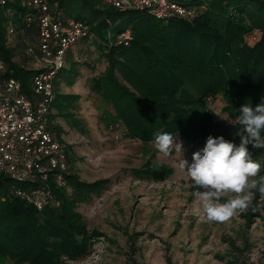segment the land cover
<instances>
[{
    "label": "trees",
    "instance_id": "1",
    "mask_svg": "<svg viewBox=\"0 0 264 264\" xmlns=\"http://www.w3.org/2000/svg\"><path fill=\"white\" fill-rule=\"evenodd\" d=\"M47 1L64 18L87 22L92 37L75 45L81 54L93 45L107 63L102 73L90 78V87L114 113L115 129L121 124L126 137L146 143L167 132L180 134L191 145L199 140L206 142L211 136L239 146L242 138L238 133L246 135L243 126L217 118L207 104L220 97L224 102L221 112L235 116L245 103L257 106L264 101V0H173L199 8V15L192 20L168 21L144 12L120 11L103 0ZM6 6L17 18L7 22L0 14L3 77L18 80L22 90L31 96L29 79L35 64L27 47L36 46L38 27L36 21L27 24L29 12L22 0H9ZM122 14L125 18L120 19ZM120 23L123 28L118 29ZM8 26L14 29L11 35L7 33ZM126 29H130L132 37L127 45L108 38V33L116 37ZM98 33L103 38H98ZM68 53L54 80V90L59 83V94L55 92L50 108L59 98V110L54 115L67 118L75 126L79 123L72 109L78 95L60 91L61 83L71 86L79 76L78 61L73 56L69 60ZM198 108L210 111L207 123L199 124L193 119ZM49 119L50 132L60 140L62 129L51 123L53 114L49 113ZM247 148L250 158L261 166L260 175H264V148L251 144ZM71 149V145L65 146L66 186L53 189L59 207L47 205L38 211L12 192L14 181L0 174V255L16 264L85 262L91 245L99 242L100 236L106 237L97 230L89 231L76 208L99 194L109 181L81 180L71 167ZM133 174L142 177L137 170ZM168 174V170H157L148 177L161 181ZM129 240L133 241L129 242L133 253L136 241L131 237ZM217 257L225 264H249L240 262L239 257ZM130 258L129 264H146ZM166 261L172 264L169 257Z\"/></svg>",
    "mask_w": 264,
    "mask_h": 264
},
{
    "label": "rangeland",
    "instance_id": "2",
    "mask_svg": "<svg viewBox=\"0 0 264 264\" xmlns=\"http://www.w3.org/2000/svg\"><path fill=\"white\" fill-rule=\"evenodd\" d=\"M9 10L10 6L0 8V14L7 22L16 20V14ZM121 28L122 23L118 25ZM97 36L103 38L99 33ZM77 49V45L72 47L67 58L73 56L78 61L79 76L71 86L61 83L60 91L78 95L72 112L79 125L54 115L59 110V98L50 108L51 123L62 129L57 140L66 147L71 145V167L81 180L92 183L107 179L109 183L76 208L89 231L97 230L106 237L100 236L99 242L91 245L85 262L69 264H129L130 256L146 264H168L166 257L172 264H225L217 256L264 264V195L254 190L249 207L223 222L208 221L202 212L197 213L195 192L203 189L194 187L178 165L182 158L191 163L193 153L203 149L205 140L191 145L177 134L184 141L183 152L173 151L165 157L154 142L126 137L121 124L115 129L110 107L90 87V78L104 71L106 61L93 45L84 54ZM33 69L38 68L34 65ZM57 84L55 92L59 94ZM223 105L219 97L209 102L207 109L217 118L239 123L240 114L221 112ZM209 116L210 111L200 108L193 113L199 124L207 123ZM135 170L142 177L134 175ZM157 170H168L169 174L161 181L148 177ZM231 195L221 197L220 202ZM129 237L136 241L133 253ZM0 264L16 263L0 255Z\"/></svg>",
    "mask_w": 264,
    "mask_h": 264
},
{
    "label": "built area",
    "instance_id": "3",
    "mask_svg": "<svg viewBox=\"0 0 264 264\" xmlns=\"http://www.w3.org/2000/svg\"><path fill=\"white\" fill-rule=\"evenodd\" d=\"M8 2L0 0V6ZM103 2L120 11L144 12L163 21L192 20L199 15V8L173 0ZM22 5L29 12L27 24L36 21L38 27L36 46L27 47L38 69L29 79L32 92L29 96L18 80L3 77L5 63L0 57V174L14 181L12 192L16 196L41 211L47 205L59 207L53 189L66 186L68 169L65 146L49 130L50 105L55 99L54 80L65 65L69 49L92 35L86 21L64 18L47 0H22ZM7 33L13 34L14 29L8 26ZM108 38L127 45L132 38L131 31L126 29L116 37L108 33ZM173 136L176 142L184 143L179 135ZM19 183L25 187L17 186Z\"/></svg>",
    "mask_w": 264,
    "mask_h": 264
},
{
    "label": "clouds",
    "instance_id": "4",
    "mask_svg": "<svg viewBox=\"0 0 264 264\" xmlns=\"http://www.w3.org/2000/svg\"><path fill=\"white\" fill-rule=\"evenodd\" d=\"M239 123L243 126L239 146L223 137H208L202 150L192 155L189 163L181 159L179 169L197 189L199 201L196 212H202L208 221L223 222L237 211L246 210L253 199L254 190L264 195V175L260 165L250 158L247 146L264 148V101L257 106L244 104L240 109ZM154 146L163 156L173 151L182 153V143L176 142L170 133L155 136ZM232 194L225 202L221 197Z\"/></svg>",
    "mask_w": 264,
    "mask_h": 264
}]
</instances>
